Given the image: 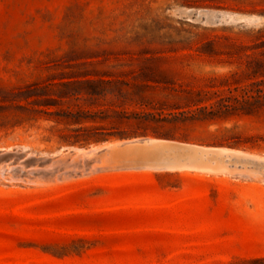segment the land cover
<instances>
[{"label": "rangeland", "instance_id": "374dc122", "mask_svg": "<svg viewBox=\"0 0 264 264\" xmlns=\"http://www.w3.org/2000/svg\"><path fill=\"white\" fill-rule=\"evenodd\" d=\"M263 34L264 0H0V264H264V106L180 120Z\"/></svg>", "mask_w": 264, "mask_h": 264}, {"label": "trees", "instance_id": "16d2710c", "mask_svg": "<svg viewBox=\"0 0 264 264\" xmlns=\"http://www.w3.org/2000/svg\"><path fill=\"white\" fill-rule=\"evenodd\" d=\"M230 46L243 48L237 59L240 60L242 72L248 82L241 86L227 87L226 90L185 89L187 109L180 119L182 122H210L230 110L250 113L264 106V38L251 45L232 42ZM232 75H236V72ZM214 106L216 110L213 109Z\"/></svg>", "mask_w": 264, "mask_h": 264}, {"label": "bare ground", "instance_id": "6f19581e", "mask_svg": "<svg viewBox=\"0 0 264 264\" xmlns=\"http://www.w3.org/2000/svg\"><path fill=\"white\" fill-rule=\"evenodd\" d=\"M152 141L150 140H146V139H138V140H134L130 143H127V144H123L122 146H125V145H139L141 143L143 144H148V143H151ZM111 147H115L114 145H110ZM78 150H81V149H78Z\"/></svg>", "mask_w": 264, "mask_h": 264}]
</instances>
